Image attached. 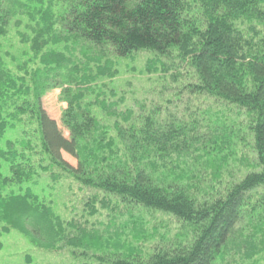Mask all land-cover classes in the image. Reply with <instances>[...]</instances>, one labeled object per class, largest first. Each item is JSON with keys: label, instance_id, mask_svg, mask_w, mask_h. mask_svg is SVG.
I'll return each instance as SVG.
<instances>
[{"label": "trees", "instance_id": "obj_1", "mask_svg": "<svg viewBox=\"0 0 264 264\" xmlns=\"http://www.w3.org/2000/svg\"><path fill=\"white\" fill-rule=\"evenodd\" d=\"M76 47L85 61L74 58ZM142 52L154 55L148 72H167L170 60L190 68L175 98L204 97L246 115L254 153L248 171L224 180L222 162L212 156L229 146L233 129L216 135L221 126L212 120L201 130L195 116L162 115L159 108L134 114L110 99L100 80L116 76L118 60ZM57 88L69 137L42 107V97ZM18 126L22 139L9 140ZM204 128L213 133L212 151ZM2 142L0 235L18 230L48 250L91 244L88 232L64 221L34 190L49 174L54 183L70 177L126 209L176 221L173 239L116 264H264V0H0ZM98 199L88 202L92 215ZM102 240L96 235L92 242Z\"/></svg>", "mask_w": 264, "mask_h": 264}, {"label": "rangeland", "instance_id": "obj_2", "mask_svg": "<svg viewBox=\"0 0 264 264\" xmlns=\"http://www.w3.org/2000/svg\"><path fill=\"white\" fill-rule=\"evenodd\" d=\"M10 39L12 42L16 40L14 33L10 34ZM14 50L15 48H11V51ZM74 51L77 62L85 61V56L79 47H76ZM153 57L151 52H142L132 58L118 60L116 76L100 80V83L107 85L105 90L108 91L110 99L118 101L120 110H132L134 114L159 108L162 115L175 112L179 116L184 114L190 116L191 119L196 117L200 120L197 126L201 130L204 124L212 120L211 125L221 126L218 129L214 127L216 135H221L225 126L229 130L233 129V132L228 134L230 144L222 152L215 153L211 150L212 144L209 141L213 133L205 128L203 131L207 133V137L204 144L213 152L212 156L222 162L220 171L224 180L239 178L241 173L250 169L248 162L254 160L252 139L246 128V115L244 113L238 115L240 111L234 107L230 109L204 97L183 94L180 99L175 98L178 90L190 81L188 74L191 73L190 68L184 67L185 65L177 68L171 64L174 61L170 60L167 72L151 73L147 71V60ZM179 73H183L179 77H184L174 80L172 75ZM112 92L115 96L111 95ZM170 99L172 104L167 107V101ZM42 107L47 115L57 122L66 137H69L70 134L62 122V116L67 107L63 100L62 89L49 90L42 97ZM219 115L221 118L217 123ZM236 121H242V124L232 128ZM23 129V126H18L17 129L12 130L8 135L9 140L22 139ZM5 146L4 142L0 144V148ZM63 157L71 165L75 167L78 165L77 160L69 154L64 152ZM3 172L5 175L9 174L7 169ZM34 190L53 202L56 213L64 221L72 222L76 227H82L88 232L85 240L86 243L91 244L78 248L58 244L57 250H48L36 246L31 238L22 232L11 230L2 232L0 235V264H116L117 258L126 257L131 251H138L144 247L146 252H149L154 243L162 238L173 239L178 231V224L169 216L149 213L139 208L126 209L116 201L115 197L96 189L80 188L79 184L70 177L54 183L49 174H42ZM262 193L261 190L256 192L254 198L260 197ZM95 196L99 198L96 205L97 213L92 215L88 202ZM101 200L109 201L111 208L117 206L118 209L113 211L109 206H102ZM129 211H133L135 215L133 216ZM140 217L144 219L143 226H141ZM1 226L2 223H0ZM67 227L68 232L77 235L73 228ZM96 235L103 237L98 246L92 242ZM27 256L32 258L31 263L26 261Z\"/></svg>", "mask_w": 264, "mask_h": 264}]
</instances>
